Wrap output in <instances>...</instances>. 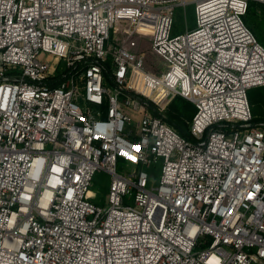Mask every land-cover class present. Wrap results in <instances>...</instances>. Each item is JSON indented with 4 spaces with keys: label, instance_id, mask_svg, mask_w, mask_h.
<instances>
[{
    "label": "built area",
    "instance_id": "built-area-1",
    "mask_svg": "<svg viewBox=\"0 0 264 264\" xmlns=\"http://www.w3.org/2000/svg\"><path fill=\"white\" fill-rule=\"evenodd\" d=\"M250 1L0 0V264H264ZM178 95L189 136L166 119Z\"/></svg>",
    "mask_w": 264,
    "mask_h": 264
},
{
    "label": "rangeland",
    "instance_id": "rangeland-1",
    "mask_svg": "<svg viewBox=\"0 0 264 264\" xmlns=\"http://www.w3.org/2000/svg\"><path fill=\"white\" fill-rule=\"evenodd\" d=\"M250 16L247 17V23L252 29L259 41L264 45V3H256L252 8ZM195 26L194 4H188L186 9H178L175 17V28L177 33L185 31L187 28ZM134 47V46H133ZM139 51L146 52L147 62L156 60V56L150 50V41L146 37L140 42L139 47H135ZM173 99L169 100L166 110ZM253 107V106H252ZM255 119L264 120V91L258 93V102L254 105ZM167 112V111H166ZM153 179L157 182L161 173V165L155 171H150ZM110 177L104 171H98L94 177L91 189L96 193V197L92 199L98 204H105L106 195L109 191Z\"/></svg>",
    "mask_w": 264,
    "mask_h": 264
},
{
    "label": "trees",
    "instance_id": "trees-1",
    "mask_svg": "<svg viewBox=\"0 0 264 264\" xmlns=\"http://www.w3.org/2000/svg\"><path fill=\"white\" fill-rule=\"evenodd\" d=\"M258 1H250L248 11L245 16L247 23V17L250 16L252 8ZM248 24V23H247ZM264 91V86L253 87L248 91V98L252 107V112L255 111L254 105L258 102V93ZM166 119L168 123L173 125L182 135L189 136V122L192 120L194 113L196 112V106L190 100L182 97L175 96L173 101L169 104L166 110ZM254 114V113H253Z\"/></svg>",
    "mask_w": 264,
    "mask_h": 264
},
{
    "label": "bare ground",
    "instance_id": "bare-ground-1",
    "mask_svg": "<svg viewBox=\"0 0 264 264\" xmlns=\"http://www.w3.org/2000/svg\"><path fill=\"white\" fill-rule=\"evenodd\" d=\"M141 90L145 92V94L152 95L151 91L146 87H143Z\"/></svg>",
    "mask_w": 264,
    "mask_h": 264
}]
</instances>
